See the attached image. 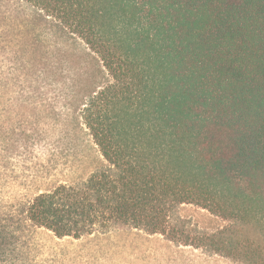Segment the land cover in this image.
I'll return each instance as SVG.
<instances>
[{
    "label": "trees",
    "instance_id": "16d2710c",
    "mask_svg": "<svg viewBox=\"0 0 264 264\" xmlns=\"http://www.w3.org/2000/svg\"><path fill=\"white\" fill-rule=\"evenodd\" d=\"M101 65L73 91L107 166L37 194L27 219L56 238L115 225L264 264L231 229L191 239L172 214L194 205L264 239V0H20Z\"/></svg>",
    "mask_w": 264,
    "mask_h": 264
},
{
    "label": "rangeland",
    "instance_id": "374dc122",
    "mask_svg": "<svg viewBox=\"0 0 264 264\" xmlns=\"http://www.w3.org/2000/svg\"><path fill=\"white\" fill-rule=\"evenodd\" d=\"M104 80L98 60L53 19L20 0H0V264H243L128 226L56 238L27 219L37 194L107 166L73 93ZM171 216V227L191 239L231 229L238 240L264 244L252 227L194 205Z\"/></svg>",
    "mask_w": 264,
    "mask_h": 264
}]
</instances>
